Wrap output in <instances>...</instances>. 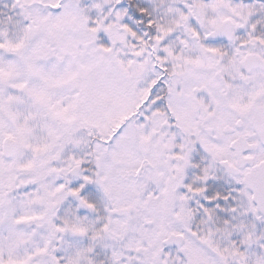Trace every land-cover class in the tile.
Segmentation results:
<instances>
[{"label":"snow or ice","instance_id":"6c2138e0","mask_svg":"<svg viewBox=\"0 0 264 264\" xmlns=\"http://www.w3.org/2000/svg\"><path fill=\"white\" fill-rule=\"evenodd\" d=\"M0 264H264V0H0Z\"/></svg>","mask_w":264,"mask_h":264}]
</instances>
